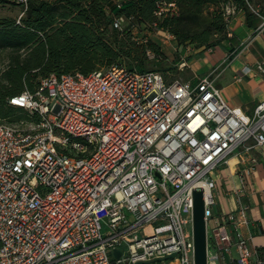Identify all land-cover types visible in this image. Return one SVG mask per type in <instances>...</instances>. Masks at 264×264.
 Returning a JSON list of instances; mask_svg holds the SVG:
<instances>
[{
  "label": "built area",
  "instance_id": "obj_1",
  "mask_svg": "<svg viewBox=\"0 0 264 264\" xmlns=\"http://www.w3.org/2000/svg\"><path fill=\"white\" fill-rule=\"evenodd\" d=\"M158 5V16L177 13ZM218 77L192 85L112 64L53 73L11 97L37 120L0 124V264H194L198 187L208 264H264L240 231L247 207L213 210L215 170L239 148L264 146V98L247 114L227 103Z\"/></svg>",
  "mask_w": 264,
  "mask_h": 264
},
{
  "label": "trees",
  "instance_id": "obj_2",
  "mask_svg": "<svg viewBox=\"0 0 264 264\" xmlns=\"http://www.w3.org/2000/svg\"><path fill=\"white\" fill-rule=\"evenodd\" d=\"M250 0H30L17 21L0 18V51L7 63L0 71V124L36 121L11 97L34 91L51 74H89L112 64H124L137 71L156 70L167 80L179 79L176 66L166 62L161 47L150 38L137 41L135 30H165L179 45L210 48L229 39L226 13L242 11L249 27L259 23L249 8ZM2 3L16 2L0 0ZM159 3H174L177 13L156 15ZM23 7V6H22ZM124 17L115 28L117 17ZM144 36V35H143ZM152 55L160 69H149ZM165 63V65L161 62ZM155 62V61H154Z\"/></svg>",
  "mask_w": 264,
  "mask_h": 264
},
{
  "label": "crops",
  "instance_id": "obj_3",
  "mask_svg": "<svg viewBox=\"0 0 264 264\" xmlns=\"http://www.w3.org/2000/svg\"><path fill=\"white\" fill-rule=\"evenodd\" d=\"M261 8L255 28L247 25L242 11L232 13L227 25L229 39L214 47L179 45L173 35L156 43L165 54L166 62L176 66L175 72L182 80L195 85L200 77L216 70L219 74L216 83L227 103L252 114L264 98V27L259 28L264 5ZM168 48H172L171 54L166 51ZM213 177L216 181L214 213L219 215L240 206L247 207L248 223L240 231L248 239L250 250L264 258V146L251 151L239 148L219 165ZM232 251L234 258L237 253L234 248ZM228 257L225 264H234Z\"/></svg>",
  "mask_w": 264,
  "mask_h": 264
},
{
  "label": "water",
  "instance_id": "obj_4",
  "mask_svg": "<svg viewBox=\"0 0 264 264\" xmlns=\"http://www.w3.org/2000/svg\"><path fill=\"white\" fill-rule=\"evenodd\" d=\"M193 241L194 264H208L207 259V225L205 217L204 190L201 187L193 191ZM116 251V255H119Z\"/></svg>",
  "mask_w": 264,
  "mask_h": 264
},
{
  "label": "rangeland",
  "instance_id": "obj_5",
  "mask_svg": "<svg viewBox=\"0 0 264 264\" xmlns=\"http://www.w3.org/2000/svg\"><path fill=\"white\" fill-rule=\"evenodd\" d=\"M249 5V8L252 9V10H258V11H261L262 10V6L264 5V0H250V2L248 3ZM24 14V6H19V5H14V4H11V3H2L0 5V18L1 17H10V18H14L16 19L17 21L20 20V18L23 16ZM136 32V35L134 36L136 39H138L137 41L141 42L142 41V38L144 37H149L154 40L155 42H162V40L165 38L166 40H168L167 38V35L165 36L164 34L162 33H158V32H150L148 33L147 31H140L138 32V30H135ZM144 35V36H143ZM162 39V40H161ZM167 43V42H166ZM164 44V43H162ZM166 51L171 54L172 52V48H168L166 49ZM150 56V62H148V68L149 69H160V62L159 61H156L152 55H149ZM155 61V62H154ZM7 63V55H6V52H1L0 51V71L3 69V67L6 65ZM165 65L164 61L161 62ZM179 79H182L181 77ZM210 225H209V231L211 230L210 229ZM233 253V251H232ZM234 254V253H233ZM218 264H220L219 262H217Z\"/></svg>",
  "mask_w": 264,
  "mask_h": 264
},
{
  "label": "bare ground",
  "instance_id": "obj_6",
  "mask_svg": "<svg viewBox=\"0 0 264 264\" xmlns=\"http://www.w3.org/2000/svg\"><path fill=\"white\" fill-rule=\"evenodd\" d=\"M162 34H164V33L162 32Z\"/></svg>",
  "mask_w": 264,
  "mask_h": 264
}]
</instances>
